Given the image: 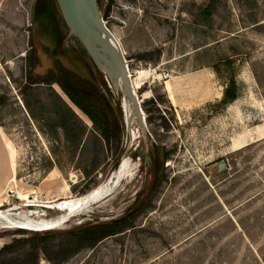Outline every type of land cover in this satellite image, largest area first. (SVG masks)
I'll return each instance as SVG.
<instances>
[{
    "label": "rangeland",
    "instance_id": "rangeland-1",
    "mask_svg": "<svg viewBox=\"0 0 264 264\" xmlns=\"http://www.w3.org/2000/svg\"><path fill=\"white\" fill-rule=\"evenodd\" d=\"M99 4L133 76L157 67L170 75L208 71L211 99L177 107L166 78L146 79L138 92L148 144L141 157L138 141L127 154L136 174L59 228L0 222V264H264V0ZM60 69L98 87L120 138L106 142L58 83L33 82ZM232 80L237 97L225 103ZM116 107L55 0H0V189L8 201L0 207L51 217L59 211L44 207L47 200L106 182L126 143ZM157 167L164 177L153 189ZM11 186L40 203L26 205ZM139 202L129 226L95 245L82 240V230L120 219Z\"/></svg>",
    "mask_w": 264,
    "mask_h": 264
},
{
    "label": "water",
    "instance_id": "water-1",
    "mask_svg": "<svg viewBox=\"0 0 264 264\" xmlns=\"http://www.w3.org/2000/svg\"><path fill=\"white\" fill-rule=\"evenodd\" d=\"M69 28V36H76L94 64L104 87L115 98L121 117L126 143L114 170L127 158L134 142L140 148L148 144L150 131L142 100L134 87L130 66L122 43L108 25L98 0H55ZM134 129L139 133L134 137ZM225 167L224 161L219 162ZM49 208L47 205L45 206Z\"/></svg>",
    "mask_w": 264,
    "mask_h": 264
},
{
    "label": "trees",
    "instance_id": "trees-1",
    "mask_svg": "<svg viewBox=\"0 0 264 264\" xmlns=\"http://www.w3.org/2000/svg\"><path fill=\"white\" fill-rule=\"evenodd\" d=\"M99 1V0H98ZM106 17V16H105ZM50 76V77H49ZM47 78L37 79L33 82H46V83H58L65 94L71 99V101L85 114H87L92 121L100 128L101 136L106 142H111L112 137L118 139L121 137L122 129L120 124L115 120L114 116L112 120L111 108L104 95L98 89L96 85L90 80H79L72 73L60 69L58 77L53 70L48 71ZM237 97V86L234 80L226 88L223 102L229 103ZM63 104L68 106L66 102L62 100ZM168 153H164L161 165L163 166L165 159L168 157ZM163 175H160L158 167L155 170V179L153 183V189L163 179ZM162 178V179H161ZM142 202V201H141ZM139 202L129 212H127L120 219L108 223H100L91 225L82 230V240L89 243V245H95L107 236L113 235L123 228L129 226L133 222L134 212L142 204Z\"/></svg>",
    "mask_w": 264,
    "mask_h": 264
},
{
    "label": "bare ground",
    "instance_id": "bare-ground-1",
    "mask_svg": "<svg viewBox=\"0 0 264 264\" xmlns=\"http://www.w3.org/2000/svg\"><path fill=\"white\" fill-rule=\"evenodd\" d=\"M131 72V69H130ZM137 76H133L132 79L134 83V87L136 89L137 94L139 95L138 88L146 81V79L153 77H162L159 73V68L157 70H153V68L140 69ZM172 77L169 75L166 78V82ZM165 82V83H166ZM167 89L171 94H175L173 86L169 81L167 84ZM139 98L141 99L140 95ZM142 100V99H141ZM139 132L134 129V137H137ZM136 173L133 171L132 163L129 161L128 157L125 158L120 165L113 171V174L110 175L108 180L101 185L93 188L86 194H83L78 197H66L62 199L56 200H47V206L50 209H56L59 211L58 215L51 217H41L38 215H34L32 213L19 214L16 215L15 211L18 208L17 205L3 208L0 207V222L4 223L6 227H24L33 231H41L47 229H54L61 227L64 223L69 221L73 216L84 214L87 210H89L90 206L100 198H104L106 196L112 195L119 187L122 185L125 179L134 176ZM75 177V176H74ZM17 181V178L8 179V184L11 181ZM15 183H13L14 185ZM13 191L16 192L19 198L27 200L29 195L25 192L18 191L11 186ZM4 188L0 189V204L7 203L6 197L3 198ZM17 212V211H16ZM45 212V211H44ZM18 213V212H17ZM37 216L39 218H37ZM43 216V215H42ZM67 224V223H66Z\"/></svg>",
    "mask_w": 264,
    "mask_h": 264
},
{
    "label": "crops",
    "instance_id": "crops-1",
    "mask_svg": "<svg viewBox=\"0 0 264 264\" xmlns=\"http://www.w3.org/2000/svg\"><path fill=\"white\" fill-rule=\"evenodd\" d=\"M209 72H200L194 71L190 73L184 74H174L172 77L166 82V91L171 99L173 105L177 107L184 106L187 102L199 103L203 102V100L211 99L212 93L208 90V83L203 81L204 78H209ZM171 82V85L174 88L175 96L177 97L178 102L174 103L171 94L167 89L168 82ZM11 148V156L15 164V157L17 154L16 147L13 142H8ZM3 187V186H0Z\"/></svg>",
    "mask_w": 264,
    "mask_h": 264
},
{
    "label": "built area",
    "instance_id": "built-area-1",
    "mask_svg": "<svg viewBox=\"0 0 264 264\" xmlns=\"http://www.w3.org/2000/svg\"><path fill=\"white\" fill-rule=\"evenodd\" d=\"M153 70H157V68H153ZM159 73H160V75H161L162 77H164V78H168L169 75H170L168 72H166V71H161L160 69H159ZM27 200H28V201H27L26 205H28V206H35V205H37V204L40 203V198H39V195H38V194L29 195V197H28ZM44 207H45V206H44ZM46 208H47V207H46Z\"/></svg>",
    "mask_w": 264,
    "mask_h": 264
}]
</instances>
